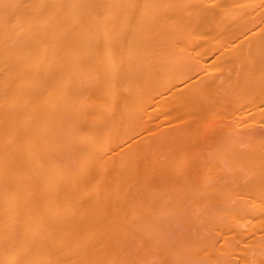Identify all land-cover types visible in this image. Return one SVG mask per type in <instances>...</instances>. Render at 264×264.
<instances>
[{
	"label": "bare ground",
	"instance_id": "6f19581e",
	"mask_svg": "<svg viewBox=\"0 0 264 264\" xmlns=\"http://www.w3.org/2000/svg\"><path fill=\"white\" fill-rule=\"evenodd\" d=\"M0 264H264V0H0Z\"/></svg>",
	"mask_w": 264,
	"mask_h": 264
}]
</instances>
